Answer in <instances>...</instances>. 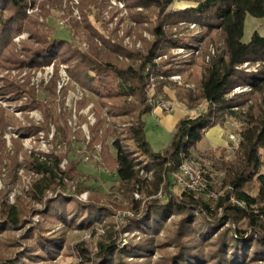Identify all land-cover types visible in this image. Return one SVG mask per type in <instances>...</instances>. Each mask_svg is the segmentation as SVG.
<instances>
[{
    "label": "trees",
    "instance_id": "trees-1",
    "mask_svg": "<svg viewBox=\"0 0 264 264\" xmlns=\"http://www.w3.org/2000/svg\"><path fill=\"white\" fill-rule=\"evenodd\" d=\"M125 1L132 8L142 7L154 15V19L143 12L135 15L153 22L154 40L148 42L143 51L126 48L121 42L109 40L108 43L106 39L104 41L110 48H98L93 44L92 48L82 50L48 30H32L36 20H30L27 10L36 6V0H0V68H8L7 63H13V67H38L52 60L69 63L72 78L93 92L101 108L109 113L111 126L99 133V127L104 123L98 119L90 127L88 144L93 150L96 144L101 145L97 164L116 172L121 191L133 212V216L126 215L120 231L139 229L154 233L124 249H120L115 241L101 243L100 258L95 264H109L114 258L119 264H153L151 253L154 250L161 251V258L155 264H244V260L254 262L264 258V34L255 30L249 41L244 40L247 16L264 18V0H189L197 5L183 10L173 9L176 0ZM177 20L194 21L203 29V34L176 36L166 24ZM27 30L31 31L32 40L23 43L26 53L23 58L13 53V38ZM207 34L218 36L222 45L215 48V54L208 61L205 54L209 50L203 48L200 54L202 71L196 88H187L181 97L191 111L202 102L206 107L180 118L168 146L155 151L145 130V116L154 109V105L148 102L151 71L164 76L184 73L194 63V58L179 61L171 58L159 63L154 60L167 49L164 48L167 43L190 47ZM28 42L35 44L29 46ZM127 57L129 59L125 60ZM253 65L256 68L250 69ZM57 71L56 68L53 85L49 88L52 94L56 92ZM187 76L191 77V72ZM163 84L160 80L158 93ZM237 87L247 90L230 97ZM7 94L20 98L26 96L27 101L20 106L21 110L40 107L48 122L50 110L40 102L29 81L7 80L1 95L5 97ZM88 101V98L80 101V107ZM5 115L1 111L2 128L7 123ZM227 118L239 123L234 156L217 158L215 151L208 154L214 170H224L222 183L225 191L216 198L210 196L213 191L211 179L205 191L182 186L176 191L173 188L174 172L184 159H195L193 150L203 141L206 132L214 126L224 125ZM47 126L45 123L37 129L47 130ZM63 128L68 138L69 127ZM32 130L33 126L28 128V131ZM51 156L52 159L45 161L31 153L25 157L26 168L42 176L31 188L32 196L39 201L43 200L48 189L59 185V171L70 181L87 176L78 169L79 159L70 160L68 167L61 169L62 156L56 153ZM13 162L14 169L16 155ZM86 189L79 188L80 191ZM160 190L161 197H156ZM136 191L140 193L139 199L135 197ZM91 192L90 200L85 202L76 200L73 195L70 200L63 194L50 198L42 215L50 223L58 219L69 222L71 219L82 221L111 215V208L98 201L103 194ZM71 202L75 208L70 206ZM18 207L2 202L0 232L21 227L22 212ZM179 214L182 217L170 232L166 220L170 215ZM163 229L171 233L164 240L159 235ZM46 231L41 223L26 231V239L36 237L35 243L23 244L16 236H12L11 244L7 239H1L0 264H39L43 257L52 254L53 247L61 239L47 236ZM171 243L175 246L174 252L169 251ZM128 257L137 259L130 261Z\"/></svg>",
    "mask_w": 264,
    "mask_h": 264
},
{
    "label": "rangeland",
    "instance_id": "rangeland-1",
    "mask_svg": "<svg viewBox=\"0 0 264 264\" xmlns=\"http://www.w3.org/2000/svg\"><path fill=\"white\" fill-rule=\"evenodd\" d=\"M35 4L34 8L27 10L30 20H36L32 30L37 32L40 29L48 30L51 34L67 39L74 46L85 51L92 48L93 44L98 48H108L105 39L108 43L110 41L121 42L126 48L143 51L146 44L154 40L152 11H147L142 7L132 8L125 0H36ZM196 5L197 3L194 1L176 0L173 3V9L183 10ZM141 12L152 19L149 21L146 18H137L136 13ZM166 27L179 37L203 34V29L192 20H177L174 23L166 24ZM255 30L264 34V18L248 15L245 22L244 40L249 41ZM30 34L31 31L27 30L13 38L15 43L13 53L20 54L23 58L26 56L23 51V43L32 40ZM28 44L33 46L35 42H28ZM221 45L222 41L218 36L211 37L208 34L199 38L194 43L195 47L165 44L164 48L167 49L154 60L156 63L171 58L174 61H179L192 57L194 63L188 71L169 76L151 71L148 102L154 105V109L156 101L159 99L175 104V113H177L176 108L181 104L189 109L181 97L187 88H196L203 65V58L200 57V54L203 48H208L209 51L205 54V60L208 61L210 56L215 54V48H219ZM128 59L127 57L125 60ZM6 65L8 68H0V114L3 111L7 118L4 128L0 127V205L2 202H6L19 206L23 222L21 227L12 228V231H1L0 243L4 238L11 244L12 236L19 237L23 244L31 243V241L35 243L36 237L26 239V231L34 224L41 223L47 230V236L61 237V239L59 244L53 247L52 254L43 257L39 264H95L100 258L101 243L115 241L120 249H124L130 243H137L145 236L154 235V233H146L139 229L120 231L126 222V215L133 216V212L121 191L120 179L116 172L106 170L97 164L101 145L96 144L95 150H93L88 144L91 136L90 127L95 125L98 119L104 123L99 127V133L111 126L109 113L105 108H101L98 98L93 92L72 78L68 71L69 63L52 60L50 63L38 67L27 65L13 67V63ZM245 66L249 67L247 64ZM56 68L58 70L55 79L56 92L52 94L49 88L53 85ZM255 68L254 65L250 67V69ZM190 72L191 77H188L187 74ZM173 75H178L180 78L174 79ZM7 80H15L20 83L29 81L30 85L36 89L40 102L50 110V120L48 119L47 122L45 113L40 107L22 111L20 106L27 101L26 96L21 98L15 94L2 96L1 92H3ZM160 80L164 84L158 93L157 88ZM246 90L247 88L237 87L229 96ZM85 98L89 99L88 103L80 107V101ZM205 107L206 103L202 102L196 106L195 111H189L194 114L202 111ZM235 109L238 108L235 107ZM242 109L245 110L246 107ZM153 118L151 114L145 118L147 122L146 136L153 150L159 151L168 146L173 134L161 122L158 124L156 121L154 122ZM45 123L48 125L47 130L37 129V126ZM32 126L34 130L28 131V128ZM65 126L69 127L68 138L64 133L63 127ZM221 128L223 129L221 136L216 134L217 138L213 142L211 141L213 138L207 137L193 150L195 159L204 164L209 182L210 179L212 180V190L217 194L225 191L222 183L225 173L222 169L214 170L213 160L209 158L208 154L215 151L217 158L233 157V150L238 145V140H232L231 135L238 136L239 123L233 118H227ZM112 151L115 152L113 147ZM30 153L42 161L52 159L51 153L60 154L62 156L61 169H66L70 160L79 159L78 169L86 173L87 176L84 175L80 180L70 181L59 171L58 175L61 177L57 180L59 185L55 189H48L43 200H36L32 196L31 188L34 182L40 180L42 176L32 169L26 168L25 157ZM15 155L17 156V165L13 169V156ZM262 171L264 172V166ZM173 184L176 191L182 189L176 182L173 181ZM80 187L87 189L80 191ZM91 190L103 194L98 201L111 208V215H102L99 218L82 221L71 219L69 222L58 219L53 223L48 222L42 215V212L48 208V199L63 194L62 196L67 200H70L73 195L76 200L85 202L90 200ZM160 193L161 190L155 196L161 197ZM135 197L139 199L140 193L136 191ZM73 204L71 202L70 206L72 207ZM71 207L70 210H72ZM181 217L180 214L168 217L166 223L169 225L170 232L176 228V223ZM159 235L164 240L169 238L171 233H167L166 229H163L159 231ZM169 251H175L173 243H171ZM160 258L161 251L154 250L151 253L153 264ZM128 259L135 261L137 258L128 257ZM112 260L113 262L110 261L109 264H119L116 258ZM244 262V264H264V258L254 262L249 260H244Z\"/></svg>",
    "mask_w": 264,
    "mask_h": 264
},
{
    "label": "built area",
    "instance_id": "built-area-1",
    "mask_svg": "<svg viewBox=\"0 0 264 264\" xmlns=\"http://www.w3.org/2000/svg\"><path fill=\"white\" fill-rule=\"evenodd\" d=\"M174 79H179L180 76L173 75ZM175 104L159 99L156 101V108H161L165 112H172L175 109ZM232 140L237 141V135H231ZM207 170L200 161L196 159L186 158L183 160L179 169L174 172V181L184 187L193 191H205L209 186V178L207 176ZM210 196L216 198L218 194L215 191H211Z\"/></svg>",
    "mask_w": 264,
    "mask_h": 264
},
{
    "label": "crops",
    "instance_id": "crops-1",
    "mask_svg": "<svg viewBox=\"0 0 264 264\" xmlns=\"http://www.w3.org/2000/svg\"><path fill=\"white\" fill-rule=\"evenodd\" d=\"M176 109H177V113H175L176 110L172 113H166L160 108H155L152 110L151 113L147 114L145 116V118H147L148 115H150V114L153 115L154 122L156 121L157 124H158V122H161V124L163 126L167 127V129L171 130L172 134H173V132L175 131V126H176L178 120L180 118H182L183 116H185L186 114L190 113L189 109H186L185 105H183V104H181V106H179ZM146 125H147V122H146ZM222 130L223 129L221 128L220 125L212 127L211 129H209L206 132V135L204 137L205 139L202 142H204L207 139V137L213 138V140H211L213 142L214 139L217 138L216 134L220 135Z\"/></svg>",
    "mask_w": 264,
    "mask_h": 264
},
{
    "label": "water",
    "instance_id": "water-1",
    "mask_svg": "<svg viewBox=\"0 0 264 264\" xmlns=\"http://www.w3.org/2000/svg\"><path fill=\"white\" fill-rule=\"evenodd\" d=\"M264 236V235H263Z\"/></svg>",
    "mask_w": 264,
    "mask_h": 264
}]
</instances>
